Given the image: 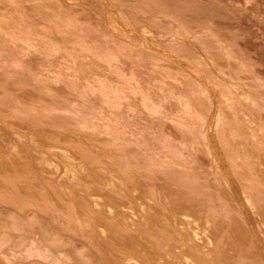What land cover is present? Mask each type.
Returning <instances> with one entry per match:
<instances>
[{"label":"rangeland","instance_id":"1","mask_svg":"<svg viewBox=\"0 0 264 264\" xmlns=\"http://www.w3.org/2000/svg\"><path fill=\"white\" fill-rule=\"evenodd\" d=\"M3 140L0 264H189L177 194L194 264H264V0H0Z\"/></svg>","mask_w":264,"mask_h":264},{"label":"bare ground","instance_id":"2","mask_svg":"<svg viewBox=\"0 0 264 264\" xmlns=\"http://www.w3.org/2000/svg\"><path fill=\"white\" fill-rule=\"evenodd\" d=\"M60 26V25H59ZM44 30V29H43ZM59 33V32H58ZM218 77H220V76H218ZM231 81V80H230ZM235 81V80H234ZM239 81V80H238ZM237 81V82H238ZM235 83V82H234ZM244 87H245V85H243ZM250 87V86H249ZM247 88V87H246ZM236 92V91H235ZM223 93H224V91H223ZM248 93V92H247ZM230 94V93H229ZM244 95V94H243ZM242 96V95H241ZM233 97V96H232ZM243 97H241V99H242ZM229 100V99H228ZM235 100V99H234ZM247 105V104H246ZM244 110V109H243ZM245 113H247V112H245ZM248 116L250 117V115L248 114ZM252 117H253V115H252ZM248 127V126H247ZM250 129V128H249ZM242 130H243V132H247L248 133V129L246 128V127H242ZM252 130V129H251ZM6 144H8V142L7 141H5V140H3V141H0V146L1 147H3V146H5ZM3 145V146H2ZM10 146V145H9ZM8 146V147H9ZM7 147V146H6ZM5 148V147H4ZM34 160H36V159H34ZM22 164V163H21ZM35 164H36V166L37 167H39L40 166V164H41V162H40V160L39 159H37V161H35ZM81 194H84V195H88L87 194V192L86 193H81ZM142 194H145V193H143V192H141V191H135L134 193H133V196L135 197L134 199H138V200H141V201H143L145 198L144 197H146V199H145V201L146 200H148V202H149V205H147L148 207L150 206V203H152L151 202V198H149V197H147V196H145L144 195V197L142 196ZM84 195H82V197H84ZM141 196L144 198H142L141 199ZM133 198V197H132ZM163 198V197H162ZM88 201H86L85 203H90V201L92 202V205H96V204H98V201L96 200V199H94L92 196H88V198H86ZM164 202L163 203H165V210H164V214L163 213H156L157 214V218H156V220L158 221V223H160V221L158 220V217H159V219L160 220H162L161 222L163 223V221L165 220V218L167 219V221H169V225L170 226H172V227H174V229L173 230H177L178 232L179 231H182L183 232V229H185V227H186V229L185 230H188L187 232H185V230H184V233H186L187 234V240L188 241H186V243L187 242H189V244L192 246V248H193V244H196L197 243V241L199 240V243H198V245H199V248H198V251L199 252H201V251H206L207 249H206V247L205 246H203L204 244V242H202V243H200L201 242V240L198 238V240H195V236H197V233H199V231H198V224L196 223V219L194 218V215H193V209L194 208H197V207H199L200 206V204H201V202H199L198 204H194V202L193 203H191L190 202V199L188 198V197H186V198H182V197H180L179 196V194H177V195H164ZM137 200V201H138ZM160 200H161V198H160ZM193 200V199H192ZM134 201V200H133ZM140 201V202H141ZM148 202H146V204L148 203ZM134 203H136L135 201H134ZM142 203V202H141ZM144 203V202H143ZM155 203V202H154ZM153 203V204H154ZM162 203V204H163ZM91 204V203H90ZM146 204H144V205H146ZM137 205V204H136ZM141 205V204H140ZM140 205H138V207H140ZM144 205H141L142 207H143V209H142V211L144 210V209H146V207L144 206ZM137 207V206H136ZM145 207V208H144ZM158 206H156V203H155V207H154V205H153V207H151L150 206V208H148L149 210L151 209V208H157ZM120 208H121V210L122 211H125L129 216H132L133 218H134V216H135V214H139V212L137 213L136 212V210L134 209V208H129V209H126L125 210V208H126V204H124V203H122L121 205H120ZM139 208V209H140ZM137 209V208H136ZM135 210V211H134ZM138 210V209H137ZM156 210V209H155ZM154 210V211H155ZM141 211V210H140ZM147 211V210H146ZM152 211H153V209L152 210H150L149 212L150 213H152ZM144 212H145V210H144ZM163 212V211H162ZM192 212V213H191ZM196 212V211H195ZM154 213V212H153ZM142 214V213H141ZM162 214V215H161ZM136 215V216H137ZM140 215V214H139ZM139 215H138V217H139ZM158 215H161V216H163V217H165V218H162V217H160V216H158ZM142 216L143 215H141V217H140V219H138V217L137 218H135V221L134 222H138V220H140L141 221V223L143 224V225H145L146 224V226L148 225V223H145V221L144 222H142ZM144 216H145V214H144ZM154 217V216H153ZM130 218V217H129ZM144 218V217H143ZM162 218V219H161ZM131 219V218H130ZM136 219H138V220H136ZM164 219V220H163ZM144 220H146L145 218H144ZM140 221H139V224H140ZM204 221L205 222H207V223H210V219L206 216V215H204ZM147 222V221H146ZM165 223H163L162 225H164ZM161 225V226H162ZM166 231V230H165ZM172 231V230H171ZM169 232V231H168ZM177 232V233H178ZM171 234V233H170ZM183 234V233H182ZM186 234H185V237H186ZM167 236H168V233L166 234ZM171 235H173V234H171ZM175 235V234H174ZM180 236H181V233L179 234ZM166 236V237H167ZM183 236V235H182ZM181 236V237H182ZM199 236V235H198ZM142 237V236H141ZM169 238H170V236H168ZM176 237V239L174 238V236H173V238H171V240H168V242H172L173 243V245L174 246H177L176 248H177V250H179V249H181V248H183L186 244H184L185 243V241L184 240H182V239H177V235L175 236ZM184 237V238H185ZM143 238V237H142ZM169 238H166V239H169ZM196 238V239H197ZM165 239V240H166ZM173 239V240H172ZM180 240V241H179ZM181 240L183 241V242H181ZM186 240V239H185ZM193 240H194V242H193ZM195 241H196V243H195ZM190 242H193V243H190ZM149 243V242H148ZM200 244H203L202 246H200ZM198 245H196V246H198ZM188 247V250H190V247L191 246H189V245H187ZM137 247V246H136ZM195 247V246H194ZM187 248H186V246H185V250H184V252H183V249H181V251H182V253H181V255H180V252L181 251H178V255H180L179 257H183V259H182V257H181V259L182 260H185L186 259V263H189V264H194V260H191L190 258H188V256H189V253H191L192 251H188L187 250ZM202 248V249H201ZM195 249H197L196 247H195ZM201 249V250H200ZM186 251L188 252V253H186ZM208 251V250H207ZM231 251V250H230ZM234 252V251H233ZM192 255H194L193 253H192ZM227 256H228V254H226ZM225 255V256H226ZM225 256H224V258H225ZM188 258V259H187ZM228 258H230V255L228 256ZM228 258H225V260H224V262H227L228 263V261L230 260V259H228ZM233 258V257H232ZM231 258V259H232ZM226 259H227V261H226ZM180 260V258H178V261ZM182 260H180L179 262L181 263V261ZM189 261V262H188ZM178 262V263H179ZM219 263H221V262H219ZM120 264H137L134 260H132V258L131 257H126V258H124L123 260H121L120 261ZM182 264H183V262H182ZM222 264V263H221Z\"/></svg>","mask_w":264,"mask_h":264}]
</instances>
